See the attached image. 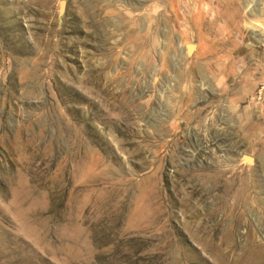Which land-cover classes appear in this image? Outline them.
I'll return each instance as SVG.
<instances>
[{
    "label": "rangeland",
    "instance_id": "374dc122",
    "mask_svg": "<svg viewBox=\"0 0 264 264\" xmlns=\"http://www.w3.org/2000/svg\"><path fill=\"white\" fill-rule=\"evenodd\" d=\"M60 1L0 0V264H264V0Z\"/></svg>",
    "mask_w": 264,
    "mask_h": 264
},
{
    "label": "bare ground",
    "instance_id": "6f19581e",
    "mask_svg": "<svg viewBox=\"0 0 264 264\" xmlns=\"http://www.w3.org/2000/svg\"><path fill=\"white\" fill-rule=\"evenodd\" d=\"M166 1L167 0H164L163 2L164 3H166ZM170 1V0H169ZM178 0H171V2H170V9L171 10H173L176 14H178V11H179V8L177 7L178 6V2H177ZM216 1H218V0H216ZM230 1V0H229ZM185 2H187V7H189V8H193V9H195V10H197L198 11V13L200 14H198L199 15V17L201 16H203L202 14H204V13H207V12H209L210 13V11H211V7L208 5L207 7H204L203 5H205V4H203L202 5V0H187V1H185ZM232 2V1H231ZM234 2V1H233ZM163 3V4H164ZM236 3H237V1H236ZM235 3V4H236ZM222 4V3H221ZM169 5V4H168ZM184 5V4H183ZM242 5V4H241ZM167 6V5H166ZM185 6V5H184ZM182 8V7H181ZM249 8V7H248ZM221 9V8H220ZM236 9H238V8H236ZM192 10V9H191ZM194 11V10H193ZM213 11V10H212ZM235 11H237V10H235ZM246 11V10H245ZM187 13V12H186ZM193 13V12H192ZM232 14V13H231ZM190 16V15H189ZM238 16V15H237ZM210 17H211V15H210ZM209 17V18H210ZM218 17V16H217ZM235 17V16H234ZM176 18V17H175ZM217 19V18H216ZM208 19H206V21H207ZM227 20V19H226ZM242 20V19H241ZM240 20V21H241ZM203 21V20H202ZM209 21V20H208ZM220 21V20H219ZM212 22V21H211ZM192 23V22H191ZM199 23V22H198ZM217 23V22H216ZM193 24H195V23H193ZM197 24V23H196ZM212 24H213V22H212ZM215 24V23H214ZM199 25V24H198ZM246 25L248 26V24L246 23ZM209 26V25H208ZM213 26V25H212ZM239 26H240V24H239ZM210 27V26H209ZM208 27V28H209ZM225 27V26H224ZM227 27V26H226ZM196 28H198V27H196ZM200 28V27H199ZM211 28V27H210ZM204 29V28H203ZM249 29V28H248ZM219 30V29H218ZM199 31V30H198ZM216 31V30H215ZM200 33V32H199ZM209 33V32H208ZM203 34V33H202ZM201 35V34H200ZM215 35V34H214ZM223 36V35H222ZM197 37V36H196ZM202 37V36H201ZM200 37V38H201ZM203 38V37H202ZM201 38V39H202ZM219 38V37H218ZM234 38H236V37H234ZM188 39V38H187ZM206 40V39H205ZM237 40V39H236ZM204 41V40H203ZM222 41V40H221ZM224 41V40H223ZM187 42H188V40H187ZM207 42H208V40H207ZM189 43V42H188ZM200 43H202V42H200ZM199 43V44H200ZM210 43V42H209ZM219 43V42H218ZM227 43V42H226ZM225 43V44H226ZM191 44V47L193 48V49H196V45L195 44H192V43H190ZM230 44V43H229ZM246 44V43H245ZM202 45V44H201ZM232 45H234V44H232ZM211 47V46H210ZM224 47V46H223ZM207 48H208V45L207 44H205L204 46H203V52L202 53H205V52H207ZM188 49H190V48H188ZM193 49H191V50H193ZM209 49V48H208ZM214 49V48H213ZM218 49V48H217ZM229 49H231V48H229ZM234 49V48H233ZM224 50V49H223ZM195 51V50H194ZM193 51V52H194ZM197 51V50H196ZM200 51V50H199ZM212 51V50H211ZM229 52V50L227 51V53ZM191 53V52H190ZM199 53V52H198ZM215 53V52H214ZM216 53H218L217 51H216ZM197 54V53H196ZM196 54H195V56H196ZM206 55V54H205ZM225 55V54H224ZM192 56V55H191ZM204 57H206V56H204ZM236 57V56H235ZM215 58V57H214ZM237 58V57H236ZM248 58V57H247ZM186 59V58H185ZM188 59V58H187ZM196 59V58H195ZM226 59V58H225ZM245 59H246V57H245ZM197 60V59H196ZM247 60V59H246ZM188 61V60H187ZM199 61V60H198ZM231 61V60H230ZM220 62H222V61H220ZM217 63V62H216ZM219 63V62H218ZM225 63V62H224ZM227 63V62H226ZM225 63V64H226ZM215 64V63H214ZM220 64V63H219ZM229 64V63H228ZM194 66V65H193ZM216 66V65H215ZM264 66V65H263ZM220 67V66H219ZM215 68V67H214ZM218 68V67H217ZM264 68V67H263ZM229 69V68H228ZM254 69V68H253ZM218 70V69H217ZM220 70H222V68L220 69ZM233 71V70H232ZM263 71V70H262ZM226 72V71H225ZM262 73V72H261ZM218 74V73H217ZM245 74V73H244ZM263 74H264V72H263ZM255 75V74H254ZM217 76V75H216ZM219 76H220V73H219ZM225 76V75H224ZM256 76V75H255ZM263 76V75H262ZM215 78V77H214ZM254 79V78H253ZM189 80V79H188ZM236 81V80H235ZM245 82V81H244ZM255 85V84H254ZM237 87H238V85H236ZM246 87V86H245ZM244 87V88H245ZM251 87V86H250ZM224 88H226V87H224ZM228 88V87H227ZM241 88H243V87H241ZM233 89V88H232ZM246 89V88H245ZM234 90V89H233ZM232 91V90H231ZM237 91V90H236ZM228 92V91H227ZM235 92V91H234ZM243 92V91H242ZM223 93V92H222ZM249 94V93H248ZM237 95V94H236ZM240 95V94H239ZM241 96V95H240ZM243 96V95H242ZM237 98V97H236ZM231 100V99H230ZM217 101V100H216ZM250 102V101H249ZM253 104V103H252ZM256 106V105H255ZM258 108V107H257ZM258 110H259V108H258ZM258 113V112H257ZM261 116V115H260ZM253 160V159H252Z\"/></svg>",
    "mask_w": 264,
    "mask_h": 264
},
{
    "label": "water",
    "instance_id": "95a60500",
    "mask_svg": "<svg viewBox=\"0 0 264 264\" xmlns=\"http://www.w3.org/2000/svg\"><path fill=\"white\" fill-rule=\"evenodd\" d=\"M65 0L60 1V12L64 11V6H65ZM190 49H192L191 45L189 46Z\"/></svg>",
    "mask_w": 264,
    "mask_h": 264
}]
</instances>
